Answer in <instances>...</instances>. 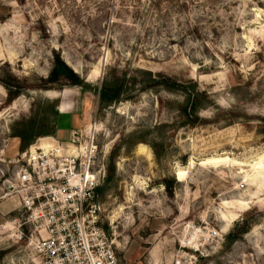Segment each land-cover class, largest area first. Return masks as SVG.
<instances>
[{"label": "rangeland", "instance_id": "1", "mask_svg": "<svg viewBox=\"0 0 264 264\" xmlns=\"http://www.w3.org/2000/svg\"><path fill=\"white\" fill-rule=\"evenodd\" d=\"M57 54L87 87L42 89ZM149 72L196 84V125ZM115 79L124 99L103 107ZM44 115L69 136L98 130V201L122 264H264V0H0V170L23 153L13 128ZM256 154L260 171L233 162Z\"/></svg>", "mask_w": 264, "mask_h": 264}, {"label": "built area", "instance_id": "2", "mask_svg": "<svg viewBox=\"0 0 264 264\" xmlns=\"http://www.w3.org/2000/svg\"><path fill=\"white\" fill-rule=\"evenodd\" d=\"M98 140L95 128L73 131L67 142L43 148L37 141L3 162L0 200L20 202L12 221L23 242L15 264H122L98 201L106 172ZM182 257L171 264H187Z\"/></svg>", "mask_w": 264, "mask_h": 264}, {"label": "trees", "instance_id": "3", "mask_svg": "<svg viewBox=\"0 0 264 264\" xmlns=\"http://www.w3.org/2000/svg\"><path fill=\"white\" fill-rule=\"evenodd\" d=\"M150 76V81L154 84H159L172 92H183L185 94V103L181 109L182 114L187 119L189 125H196L199 121L197 112L199 110V94L196 91V84H192L187 87L186 85L180 84L173 79L164 76L161 73L156 74V78H152V73H147ZM158 78V80H157ZM67 80L73 87H87L86 82L80 78V76L75 73L57 54L56 60L54 61L53 69L48 78V83L52 87H43L44 90H53V89H63L65 86H62L61 81ZM4 87L9 91L10 100L18 98L22 90H14L11 85L7 82L2 81ZM146 89V88H145ZM144 89V90H145ZM125 82L120 81L119 79L105 81L102 88L99 91L100 104L103 107L110 106L114 103H119L124 99L125 93ZM57 106V102L54 104ZM54 108V107H53ZM56 119L59 115V112L55 110L54 112ZM55 119V121H56ZM54 121V122H55ZM53 122V123H54ZM57 122V121H56ZM49 119L44 115L43 117H34L29 120L18 123L15 128H13L12 137L17 138L20 142V151L24 152L34 141L42 136H56L57 132V123L56 128L53 127L52 131L49 128ZM55 125V124H54ZM47 126V127H46ZM110 173L107 178V182H110L113 179L115 173V167L112 166L109 169ZM102 188H98L97 193H100ZM251 229V224L248 221H243L236 225V231L231 232L228 235V239L231 243L235 242L240 236L246 234Z\"/></svg>", "mask_w": 264, "mask_h": 264}, {"label": "crops", "instance_id": "4", "mask_svg": "<svg viewBox=\"0 0 264 264\" xmlns=\"http://www.w3.org/2000/svg\"><path fill=\"white\" fill-rule=\"evenodd\" d=\"M67 111V110H66ZM60 110V117L65 116ZM71 130V128L67 129L59 123L58 119V128H57V136L58 140L67 142L70 138L68 131ZM51 141L55 142V139L53 137L49 138ZM20 207V202L17 198H9V199H3L0 202V264H15L17 261V258L19 256L18 251L23 244V242H19L16 240L13 236L19 235L17 234V230L14 228V224L11 221H6V217L11 216L13 212H18ZM4 221H6V224L4 225ZM6 228V230H5ZM5 231L11 232V235L5 236ZM16 231V233H15ZM4 239L8 240V242H3ZM10 240L13 241L10 242Z\"/></svg>", "mask_w": 264, "mask_h": 264}, {"label": "bare ground", "instance_id": "5", "mask_svg": "<svg viewBox=\"0 0 264 264\" xmlns=\"http://www.w3.org/2000/svg\"><path fill=\"white\" fill-rule=\"evenodd\" d=\"M50 140V139H49ZM41 143H42V141H41ZM40 143V145L43 147V148H46L47 146H49V145H51V144H53V143H55L54 141H48V143H43V145ZM257 155V154H256ZM255 156H253V158L252 159H248V160H246V161H244V160H239V159H237V158H234V160H233V162H235L238 166H250L251 168H253V170L255 171V172H257V171H260V168H261V161H263L262 159H263V156L262 155H260V154H258L255 158H254ZM181 171H184V169H181ZM229 221V220H228ZM231 221V220H230ZM13 223V222H12ZM10 232H12V231H10ZM13 236H15V234L13 235ZM118 239V238H117Z\"/></svg>", "mask_w": 264, "mask_h": 264}]
</instances>
